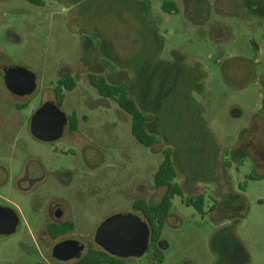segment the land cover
Listing matches in <instances>:
<instances>
[{"label": "rangeland", "instance_id": "374dc122", "mask_svg": "<svg viewBox=\"0 0 264 264\" xmlns=\"http://www.w3.org/2000/svg\"><path fill=\"white\" fill-rule=\"evenodd\" d=\"M139 1L0 0L1 60L36 76L25 101L0 73V194L22 211L16 231L0 235V264H51L17 179L35 167L29 159L55 161L29 122L64 75L76 85L59 108L85 131L61 158L79 164L82 236L114 213L140 216L136 200H161L153 179L169 147L184 196L172 198L161 231L163 262L145 252L127 264H264V0H168L177 13L162 10L165 0H141L147 11ZM90 73L128 84L159 144L132 136L131 116L98 94ZM198 194L203 214L185 204Z\"/></svg>", "mask_w": 264, "mask_h": 264}, {"label": "flooded vegetation", "instance_id": "af4514ba", "mask_svg": "<svg viewBox=\"0 0 264 264\" xmlns=\"http://www.w3.org/2000/svg\"><path fill=\"white\" fill-rule=\"evenodd\" d=\"M1 59L2 57L0 56L1 79L6 86L5 70L9 67L17 65L3 62ZM90 74H88V76ZM64 76H61L58 79ZM104 76H106L107 80H109L108 73H105ZM57 80L55 86L53 87V93L57 84ZM6 88L10 91L13 99H24L25 101H28V98L34 92L33 91L30 94L18 95L12 92L7 86ZM53 102L57 105L55 95ZM66 118L67 120L61 135L54 140H40L33 136L30 131L34 138L49 144L51 153L55 156V161L51 164H45L36 158L29 159L30 161L32 160V162L35 164V167L32 169H29L28 166L25 167L17 179L18 185L23 182L26 183V190L33 198L30 209L36 217L35 229L37 230V240H39V243L47 250L49 262H51V264H74L83 258L89 250L96 252L99 248V245L96 243L94 238L95 230L98 224L96 225L93 233L89 236H82V234L79 233V207L83 202L79 194L81 189V181L76 178L79 164L67 166L64 163V159L62 161L61 158L67 156L72 157L76 154L72 149L66 151L64 147L65 145L79 147L78 145L81 144L83 138L85 137V131L78 129L79 125L77 116L75 117L76 119L74 128H71L72 125L69 116H66ZM85 164L94 165L95 163L86 162ZM68 193L71 196H75V198L71 199L68 196ZM0 206L11 208L16 213L19 219L17 225L18 227L20 224V214L22 211L19 208H15L14 204L9 202V200L6 197H3L1 194ZM0 216L2 219H6L7 214L5 212H1ZM66 240H70L72 242L71 245L73 248L68 251V253L66 252L63 255L69 256L65 259H59L53 256V247L56 244Z\"/></svg>", "mask_w": 264, "mask_h": 264}, {"label": "trees", "instance_id": "16d2710c", "mask_svg": "<svg viewBox=\"0 0 264 264\" xmlns=\"http://www.w3.org/2000/svg\"><path fill=\"white\" fill-rule=\"evenodd\" d=\"M35 6H43L44 0H26ZM142 7L147 11V4L142 1ZM161 8L166 13H177L178 5L173 1L165 0L161 4ZM90 84L96 89L98 94L103 98L113 99L118 107L131 116V134L143 146L153 147L159 144L160 140L156 134L148 130V124L151 121V116L139 107L136 99L130 94L129 86L126 82L113 84L107 80L104 75L90 74L88 76ZM76 85L74 78L71 75H66L57 80L54 88L56 103L61 105L64 98V91H71ZM264 107V98L262 100ZM76 114L72 112L71 128L75 126ZM177 178V170L174 165L172 151L169 147L163 150V158L159 163L154 174V186L156 188H164V194L161 200L154 205H151L143 200H136L134 208L139 211L141 218L147 223L149 233V244L146 250L149 263H162L163 253L159 248L158 242L161 237V231L164 226L166 217L171 208V200L174 196L183 197L184 192L182 187L174 182ZM204 195L198 194L185 199L187 206H192L200 214H203ZM217 204L215 203L210 210H214ZM128 258H119L106 253L100 247L96 252L91 250L75 262L74 264H127Z\"/></svg>", "mask_w": 264, "mask_h": 264}, {"label": "water", "instance_id": "95a60500", "mask_svg": "<svg viewBox=\"0 0 264 264\" xmlns=\"http://www.w3.org/2000/svg\"><path fill=\"white\" fill-rule=\"evenodd\" d=\"M6 86L15 94L24 95L34 91L35 75L19 66L5 70ZM65 113L52 101L44 102L30 119V131L36 138L51 141L58 138L66 123ZM7 214L6 219L0 216V235H11L16 231L18 217L8 207L0 206V213ZM149 227L139 216L131 212L114 213L97 226L94 238L99 247L106 253L119 257H139L146 252L149 244ZM70 240L56 244L53 256L65 259L73 247Z\"/></svg>", "mask_w": 264, "mask_h": 264}, {"label": "crops", "instance_id": "0c3cea01", "mask_svg": "<svg viewBox=\"0 0 264 264\" xmlns=\"http://www.w3.org/2000/svg\"><path fill=\"white\" fill-rule=\"evenodd\" d=\"M139 3L141 4V0L139 1ZM142 7V6H141Z\"/></svg>", "mask_w": 264, "mask_h": 264}]
</instances>
